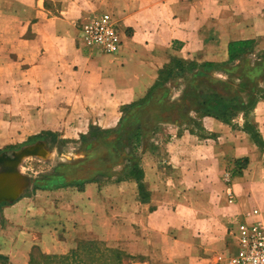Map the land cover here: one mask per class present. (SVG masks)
I'll return each mask as SVG.
<instances>
[{
    "label": "crops",
    "instance_id": "crops-1",
    "mask_svg": "<svg viewBox=\"0 0 264 264\" xmlns=\"http://www.w3.org/2000/svg\"><path fill=\"white\" fill-rule=\"evenodd\" d=\"M101 13L125 33L118 55L78 45L79 24ZM229 45L244 49L241 59L264 51V0H0V151L46 133L77 140L114 129L172 60L228 63ZM199 123L196 133L173 127L164 150L143 154L141 184L77 191L78 215L93 208L94 224L109 222L78 238L123 243L145 264H230L236 221L258 210L264 223V98L229 124ZM113 222L124 234L113 236ZM23 234L0 246V264H27L34 235Z\"/></svg>",
    "mask_w": 264,
    "mask_h": 264
},
{
    "label": "rangeland",
    "instance_id": "rangeland-1",
    "mask_svg": "<svg viewBox=\"0 0 264 264\" xmlns=\"http://www.w3.org/2000/svg\"><path fill=\"white\" fill-rule=\"evenodd\" d=\"M263 55L264 51L257 54L248 53L245 58L235 64L213 63L208 67H204L205 63L198 62L195 57L181 60V65L172 67L177 76L174 77L173 73L170 77L164 76L144 99L149 102L145 113L144 111L130 112L123 108L122 119L116 128L97 129L96 132H93L96 137L87 136L88 138H101L97 142H91L90 139L83 142L81 138L77 140L57 138L55 135L46 133L28 139L21 137L20 141L4 148L0 151V157L4 155L11 158L18 157L19 162L0 164V179L19 178L21 183L17 186L18 197L14 201L15 205L12 204L13 202L0 204V246L7 249L14 247L16 238L29 231V234L32 233L34 236L30 243L31 251L25 257L27 264H43V256L67 255L83 241L103 242L108 247L118 249L130 256L129 263L145 264V258L128 253L123 243L115 246L110 241L92 237L78 238L92 232L95 225L104 228V225L109 222L97 220L94 224L92 215H90V211L94 212L93 208H90L89 216L85 213L78 215L74 211L76 207V210L82 209L77 193L79 190L76 187H67L69 182L64 180L66 174H69L70 171L78 174L85 167L97 166L98 162L108 167L111 166L108 175L110 180L104 183L119 182V179L125 176L127 178L125 181H138L141 184L140 171L135 173L134 162L128 161V158L131 160L133 157L131 148L128 147L123 151L118 150L115 144L105 143L104 138H135L137 126L143 124L144 151L164 150L166 144L174 137L173 127L175 126L158 122L155 118V115L160 113V107L157 104L159 101H163V108H172L179 104L182 101L183 91L197 73L205 75L213 82L226 80L235 86L236 78H229L227 73L235 71L238 74L242 68H253ZM197 70L198 72H196ZM257 83L260 93H263L261 96H264V73L259 77ZM199 118L200 116L193 114L192 119H188L190 120L188 126H179L181 131L190 129L196 133V129H200ZM238 126L239 123H234V128ZM246 129L253 138L259 140L258 133L251 125H247ZM114 131H118V133ZM94 145L95 148L90 150V147ZM118 151L123 152V155L127 157L122 160L124 164L121 166L115 164L114 157ZM44 187L50 190H43ZM62 190L65 191L60 192ZM6 208L12 209L8 211ZM120 210L123 213V208ZM6 214L8 215L7 219ZM112 224L114 225L113 236L124 234V230L120 226L122 224H115V222ZM102 232V235L108 236L103 230Z\"/></svg>",
    "mask_w": 264,
    "mask_h": 264
},
{
    "label": "trees",
    "instance_id": "trees-1",
    "mask_svg": "<svg viewBox=\"0 0 264 264\" xmlns=\"http://www.w3.org/2000/svg\"><path fill=\"white\" fill-rule=\"evenodd\" d=\"M243 53L244 49L236 50L233 45H229L228 63H237L238 60L240 61L242 58L241 56ZM181 63V60H172L171 63L160 72L158 80L153 87H155L164 76L170 77L173 73L174 77H176L177 75L174 74L172 67L181 65ZM212 65L213 63H205L204 67ZM196 72H198V70ZM263 73L264 55L253 68H242L238 74L235 73V71L227 73L229 78H236L235 86L226 80L213 82L205 75L197 73L194 78L189 81L187 87L183 91L182 101L179 104L172 108H163V101L157 103L160 107L161 114L155 115V118L158 122L179 127L181 125L188 126L190 124V120L188 119H192V115L195 114L200 117H213L218 121L229 124L240 118L242 114L248 113L256 106L261 98H264V96H261L263 93H260L259 84L257 83L259 77H261ZM144 99L127 105L124 108L130 112L144 111L145 113L149 102ZM97 129L98 128L93 129L87 136L96 137V135H93V132H96ZM143 130V124H139L136 128L135 138H104V141H106L105 143L111 142L115 144L118 150L123 151L128 147L131 148L133 157H131V160L128 158V161L134 162V172L137 173L140 171V176L142 175L140 162L145 153L143 149ZM114 132L118 133V131ZM87 136H83L81 140L84 142L90 139L91 142H97V140L101 139L88 138ZM93 148H95V145L90 147V150ZM125 158L127 157L123 155V152H116L114 157L116 160L115 164L117 166L123 165L124 162H122V160ZM110 170V165L108 167L103 163L97 162V166L93 168L85 167L81 169L78 174H75L74 171H70L69 174H66L64 180L69 182L67 187H76L81 191L87 184L108 182L110 180L108 176ZM125 180H127V178L124 176L119 179V182ZM43 190L50 189L44 187ZM128 259H130V256L118 249L108 247L103 242L83 241L75 250L69 252L67 255L43 256L42 262L43 264H133L129 263Z\"/></svg>",
    "mask_w": 264,
    "mask_h": 264
},
{
    "label": "built area",
    "instance_id": "built-area-1",
    "mask_svg": "<svg viewBox=\"0 0 264 264\" xmlns=\"http://www.w3.org/2000/svg\"><path fill=\"white\" fill-rule=\"evenodd\" d=\"M124 35L112 14L101 13L79 24L77 42L87 51L115 56L124 45ZM258 215V210H252L236 221L237 252L230 254V264H264V223L256 220Z\"/></svg>",
    "mask_w": 264,
    "mask_h": 264
},
{
    "label": "water",
    "instance_id": "water-1",
    "mask_svg": "<svg viewBox=\"0 0 264 264\" xmlns=\"http://www.w3.org/2000/svg\"><path fill=\"white\" fill-rule=\"evenodd\" d=\"M35 151V150H34ZM36 152V151H35ZM32 154V153H28ZM19 162L18 157L11 158L8 155L0 157V164H14ZM21 183L19 178H2L0 179V204L4 202H14L17 195V186Z\"/></svg>",
    "mask_w": 264,
    "mask_h": 264
}]
</instances>
